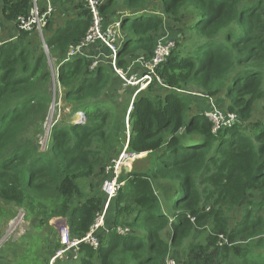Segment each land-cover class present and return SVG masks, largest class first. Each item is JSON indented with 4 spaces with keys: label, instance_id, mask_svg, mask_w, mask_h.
Here are the masks:
<instances>
[{
    "label": "trees",
    "instance_id": "16d2710c",
    "mask_svg": "<svg viewBox=\"0 0 264 264\" xmlns=\"http://www.w3.org/2000/svg\"><path fill=\"white\" fill-rule=\"evenodd\" d=\"M154 1L100 5L104 24L121 20L117 67L125 72L139 56L152 57L165 26L160 14L179 21L183 10L193 13L157 67L161 83L154 77L126 113L127 105L108 98L117 76L111 67L91 68L90 55L68 57L93 24L85 0H51L48 52L35 30L18 25L33 0H3L0 38L11 24L19 32L0 46V203L20 207L38 227L64 218L71 237L82 238L103 211L105 194L94 181H104L126 149L146 154V166L121 174L113 227L99 234L98 247L80 244L79 264H168L174 251L177 264H264V117H254L264 100V0H160V13ZM38 6L42 14L46 0ZM126 12L136 16H119ZM186 32L194 40L190 50ZM50 61L59 63L57 82L70 113L54 123L42 148L52 104ZM196 93L207 101L222 95L224 111L237 119L214 131L196 107ZM78 113L84 118L77 121ZM236 208L243 215L231 224Z\"/></svg>",
    "mask_w": 264,
    "mask_h": 264
},
{
    "label": "rangeland",
    "instance_id": "374dc122",
    "mask_svg": "<svg viewBox=\"0 0 264 264\" xmlns=\"http://www.w3.org/2000/svg\"><path fill=\"white\" fill-rule=\"evenodd\" d=\"M104 1V0H103ZM161 1L155 0L153 2V7L158 10L160 13L161 11ZM3 7V0H0V14ZM154 9V10H156ZM146 12H151L150 10ZM144 12V13H146ZM183 17L181 20L176 21L174 18L168 17L166 14H160L165 19V26L164 31L161 33V35H166L168 37H177L178 35H172L173 32H176L178 29L181 30V26L185 25L189 19L190 16L193 15V13L189 9H185L182 11ZM121 17L128 16V17H135L136 15L132 14V12H126L125 14L122 13L119 15ZM1 19V17H0ZM167 26L168 29H165ZM15 28L16 25L14 24L9 27V30H12ZM172 32V33H171ZM185 38L187 39L185 43V49L190 50L192 47V44L194 42L193 38H191L190 33H184ZM181 36V33H180ZM8 38L7 34L5 35L6 39ZM3 40V38H0ZM125 39L123 35V31L121 30L118 35V44L120 45L122 40ZM174 39V38H173ZM2 42V41H1ZM97 41H94V43H91V45L96 46V49L90 50V46L87 47L85 50L84 57H88L89 55L94 59L95 63L91 65V68L96 67L99 63L105 64L112 68V71H114L112 67V57H110L108 50L105 47H99L100 50H97ZM101 44V43H100ZM102 45V44H101ZM103 46V45H102ZM41 49V48H40ZM140 57L133 60L132 66L126 71V76L130 78H136L139 79L143 76V68L139 65H137V68H133V65H136L138 63ZM50 68L52 72V86L50 88L51 96H52V104L49 109V113L47 114L46 120L44 122V129H45V135L41 136L42 138V148H45L46 139L49 135L50 128L54 125L55 122L59 121L61 118L64 120H67V115H69L70 110L69 106L66 102L63 101V92L61 91L60 84L57 82L58 78V68L59 63L50 61ZM122 71V69H120ZM111 71V72H112ZM125 72V71H124ZM114 73L117 74L114 78L113 86H111V89L109 90L108 98L115 100V106L126 107V113L127 109L129 108L130 103L134 99L135 95L143 88V85L141 83L139 84H131L132 81H125L116 71ZM113 76L115 74H112ZM196 107L201 109L205 114L208 111H211V114L213 113L215 107L219 110H225V99L222 95L214 96V99L211 97L209 101H207L208 98L202 97V94L196 93ZM130 101V103H129ZM129 103V104H128ZM131 108V107H130ZM129 108V110H130ZM84 118V115L81 113H78L76 115V118ZM254 117L262 119L264 117V100H260L257 102L255 108H254ZM75 118V117H74ZM128 118H126L127 121ZM125 150V149H124ZM124 150L121 152V154L117 157V159L122 155ZM146 154H140L137 155L135 158L132 159H125L123 167H122V175L124 177V174L126 172V168L128 167L130 170L133 168H139L144 169L146 166V163L142 160ZM140 159V160H139ZM111 165V164H110ZM129 172V171H128ZM107 176V177H106ZM111 175L108 173V175L105 174V179L109 178ZM112 177V176H111ZM96 184V192H98L99 195L103 194V181L101 177L99 180L94 181ZM88 184V183H87ZM85 186L82 185V189L85 193L90 194V188L86 183H84ZM202 188V183L200 185ZM103 191V192H102ZM87 196V195H86ZM107 197H104V205L103 208L106 207L107 204ZM202 205L206 203V196L204 193H202L201 202ZM112 206V200L110 201L107 210L105 212V219H104V227L107 229L111 226V221L114 215V209ZM21 208L17 207L14 204H4L0 203V239H2L4 236L6 237V240L2 244V247L0 249V264H79V260L72 259L69 255L70 252H67L64 254L63 257L57 258L53 262V256L56 254V252L62 248L61 243V237H60V230L63 226H66V219L56 217L53 218L49 224H43L42 226L38 227L36 220H27L25 219V224L31 226V230L27 231L28 233L24 235H15V233H12L10 230L11 222L18 216L19 210ZM243 215V209L242 208H236L229 214V219L231 221V224L234 222L236 223ZM110 222V226L108 223ZM193 222V221H192ZM113 226V225H112ZM109 231L103 230L101 227L95 232L93 235L99 237V234L107 233ZM203 239V238H199ZM186 244H188V240L186 241ZM59 246V248H57ZM172 257L171 260L177 264L178 259H180V253L179 252H171ZM179 254V255H178ZM70 256V262H67L66 256Z\"/></svg>",
    "mask_w": 264,
    "mask_h": 264
},
{
    "label": "built area",
    "instance_id": "2783aa9c",
    "mask_svg": "<svg viewBox=\"0 0 264 264\" xmlns=\"http://www.w3.org/2000/svg\"><path fill=\"white\" fill-rule=\"evenodd\" d=\"M85 2L87 3V7L92 13L93 24L90 27L86 38L81 42V44L78 47H72L70 49L68 57L72 58L78 55L83 56L87 47H89L91 43H94V41H97L98 43H101L104 47H106L110 57H112L111 63L114 71H116L125 81L131 80V84H139L143 82V87H146L155 77L157 81L161 83V80L156 73L157 67L165 62L171 55V52L176 47V37L171 38L166 35H160L156 40L152 57L150 59H146L145 57L140 56L138 60V65L144 69L143 76L139 79L127 77L125 74L126 72H124L123 70L121 71L117 67V55L120 48V45L118 44V35L121 31V20L117 19L111 23L104 24L103 16L100 14V5L103 3V0H85ZM53 11H55V8L51 0H46L45 11L42 14L38 6V0H33V7L31 9L29 17L20 18L18 23L21 29H25L27 31L35 30L38 38L42 41L46 51H48V47L44 37V27L47 24V17L51 15ZM1 41L2 40L0 39V46L3 43V41ZM206 115L210 117V119H212L214 123V131H217L222 126L231 124L237 119V116L235 114L227 113L223 110L217 109L216 107L212 114L211 111H208ZM136 156L137 154L127 153L125 149L122 155L118 159H115L112 165H109L107 167V173H110L112 177L110 176L103 181L102 189L108 199L106 207L103 208V211L98 214L96 223L91 228V231L82 238L71 237L68 231L67 223L66 226L62 227V229L60 230L62 248H60L53 256V262L57 258L63 257L67 252H70L69 255L72 259H77L79 257V247L82 242H87L93 247L99 246V237L98 235L94 236L93 234L97 232L100 227L105 230V232L110 231V229L113 227L111 226L105 229V212L110 201H113V199L118 194V190L124 184V182L121 180V174L125 159H132ZM25 219V211L23 209L19 210L18 216L11 222V232L15 233V235H24L28 227V225L25 224ZM191 220L195 222V217H191ZM118 230L122 234L130 231L128 227H118ZM5 240V236L0 239V249ZM70 256L67 255L66 260L70 259ZM168 264H175V262L170 258L168 259Z\"/></svg>",
    "mask_w": 264,
    "mask_h": 264
},
{
    "label": "crops",
    "instance_id": "0c3cea01",
    "mask_svg": "<svg viewBox=\"0 0 264 264\" xmlns=\"http://www.w3.org/2000/svg\"><path fill=\"white\" fill-rule=\"evenodd\" d=\"M11 26H12V24H11ZM165 29H168L167 28V26H166V28ZM18 32H19V30L16 28V30H15V28H13L12 30H7V32H3V34H1V37L3 38V40L2 41H7V40H10V37H12L13 35L14 36H16L17 34H18ZM172 33V32H171ZM7 34V36H8V38H6V39H4L5 38V35ZM174 34H176V35H179V34H177L176 32H173L172 33V35H174ZM99 44V43H98ZM90 49H96L95 48V46L94 45H91L90 47H89ZM97 50H100L99 49V47H97ZM140 57V56H139ZM138 64V63H137ZM77 119V121H78V118H76ZM129 171H130V169H128ZM109 224H110V222H109ZM31 230V226H29L28 225V227H27V231H30ZM28 232H26V234H27Z\"/></svg>",
    "mask_w": 264,
    "mask_h": 264
},
{
    "label": "clouds",
    "instance_id": "9594fccd",
    "mask_svg": "<svg viewBox=\"0 0 264 264\" xmlns=\"http://www.w3.org/2000/svg\"><path fill=\"white\" fill-rule=\"evenodd\" d=\"M45 51H46V50H45ZM46 52H48V51H46ZM108 225L110 226V224H109V223H108ZM111 226H112V225H111ZM111 226H110V227H111ZM26 232H27V231H26ZM79 257H80V254H79ZM79 257L77 258V260L79 259Z\"/></svg>",
    "mask_w": 264,
    "mask_h": 264
},
{
    "label": "water",
    "instance_id": "95a60500",
    "mask_svg": "<svg viewBox=\"0 0 264 264\" xmlns=\"http://www.w3.org/2000/svg\"><path fill=\"white\" fill-rule=\"evenodd\" d=\"M128 169H129V168L127 167V168H126V172H128V171H129Z\"/></svg>",
    "mask_w": 264,
    "mask_h": 264
}]
</instances>
